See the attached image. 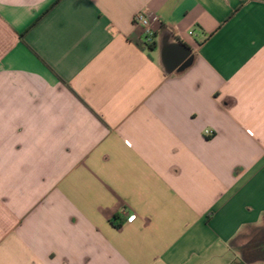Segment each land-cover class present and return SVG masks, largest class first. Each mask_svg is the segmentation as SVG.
I'll list each match as a JSON object with an SVG mask.
<instances>
[{
	"label": "crops",
	"instance_id": "obj_1",
	"mask_svg": "<svg viewBox=\"0 0 264 264\" xmlns=\"http://www.w3.org/2000/svg\"><path fill=\"white\" fill-rule=\"evenodd\" d=\"M258 231L264 0H0V264H264Z\"/></svg>",
	"mask_w": 264,
	"mask_h": 264
},
{
	"label": "trees",
	"instance_id": "obj_2",
	"mask_svg": "<svg viewBox=\"0 0 264 264\" xmlns=\"http://www.w3.org/2000/svg\"><path fill=\"white\" fill-rule=\"evenodd\" d=\"M242 252L244 260L247 263H253L257 261L261 255H264V231H258Z\"/></svg>",
	"mask_w": 264,
	"mask_h": 264
},
{
	"label": "built area",
	"instance_id": "obj_3",
	"mask_svg": "<svg viewBox=\"0 0 264 264\" xmlns=\"http://www.w3.org/2000/svg\"><path fill=\"white\" fill-rule=\"evenodd\" d=\"M134 22L136 25H140L145 28V46L152 47L153 45H155L154 32L151 28V20H149L144 14H138L137 16H135ZM207 134H210V132H207Z\"/></svg>",
	"mask_w": 264,
	"mask_h": 264
},
{
	"label": "water",
	"instance_id": "obj_4",
	"mask_svg": "<svg viewBox=\"0 0 264 264\" xmlns=\"http://www.w3.org/2000/svg\"><path fill=\"white\" fill-rule=\"evenodd\" d=\"M181 65V63H178L174 66H172L171 70L170 71H174L177 67H179Z\"/></svg>",
	"mask_w": 264,
	"mask_h": 264
}]
</instances>
